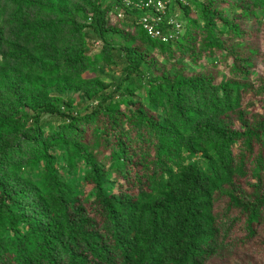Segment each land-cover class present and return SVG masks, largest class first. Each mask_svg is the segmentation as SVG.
Returning a JSON list of instances; mask_svg holds the SVG:
<instances>
[{
    "label": "trees",
    "instance_id": "16d2710c",
    "mask_svg": "<svg viewBox=\"0 0 264 264\" xmlns=\"http://www.w3.org/2000/svg\"><path fill=\"white\" fill-rule=\"evenodd\" d=\"M124 1L0 0V264H264V0Z\"/></svg>",
    "mask_w": 264,
    "mask_h": 264
},
{
    "label": "built area",
    "instance_id": "2783aa9c",
    "mask_svg": "<svg viewBox=\"0 0 264 264\" xmlns=\"http://www.w3.org/2000/svg\"><path fill=\"white\" fill-rule=\"evenodd\" d=\"M191 0H125L114 8L118 20L136 17L145 34L154 41L169 43L184 32V22L175 5L189 6Z\"/></svg>",
    "mask_w": 264,
    "mask_h": 264
},
{
    "label": "rangeland",
    "instance_id": "374dc122",
    "mask_svg": "<svg viewBox=\"0 0 264 264\" xmlns=\"http://www.w3.org/2000/svg\"><path fill=\"white\" fill-rule=\"evenodd\" d=\"M261 31L262 32L264 31V21H262L260 23V25L258 26V29L256 30V33L259 36L258 42L261 44V48L264 49V36L260 37V35L262 34ZM101 50H102V43L100 41H96V40L93 41L92 40L89 42L88 53L90 55H97V54L101 53ZM207 70L212 71L217 76L218 82H221L224 78L228 77L227 73L224 72L223 69L222 70L220 69L219 71H217L213 67L207 66V69H205L204 71H207ZM85 76L89 77V78H94L95 76H100L101 78L104 79L105 84H112V83H116L120 80L121 73H120L119 67H112V68L111 67H104L95 73H87ZM259 77H264V64L263 63L258 66L257 70L255 71V73L252 76V79L255 80L256 78H259ZM68 99H73V100H77L78 102H81L82 100H84V97L79 93H71V94L63 97V101H66ZM44 121L46 123H50V125H53L55 127L58 126L55 119H53L49 116H45ZM47 128H48V126H46V129Z\"/></svg>",
    "mask_w": 264,
    "mask_h": 264
}]
</instances>
